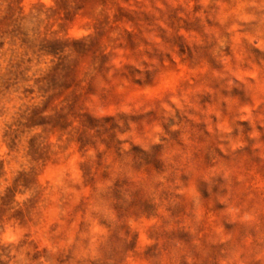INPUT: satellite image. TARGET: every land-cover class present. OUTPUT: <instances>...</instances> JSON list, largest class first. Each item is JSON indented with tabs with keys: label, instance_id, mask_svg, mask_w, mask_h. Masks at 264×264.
Returning <instances> with one entry per match:
<instances>
[{
	"label": "clouds",
	"instance_id": "9594fccd",
	"mask_svg": "<svg viewBox=\"0 0 264 264\" xmlns=\"http://www.w3.org/2000/svg\"><path fill=\"white\" fill-rule=\"evenodd\" d=\"M0 264H264V0H0Z\"/></svg>",
	"mask_w": 264,
	"mask_h": 264
}]
</instances>
